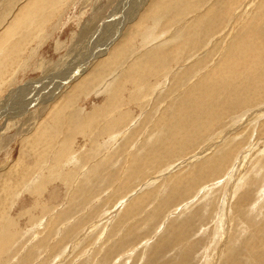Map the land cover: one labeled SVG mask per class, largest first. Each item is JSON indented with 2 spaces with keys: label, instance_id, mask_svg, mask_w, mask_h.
<instances>
[{
  "label": "rangeland",
  "instance_id": "374dc122",
  "mask_svg": "<svg viewBox=\"0 0 264 264\" xmlns=\"http://www.w3.org/2000/svg\"><path fill=\"white\" fill-rule=\"evenodd\" d=\"M149 1L50 0L0 41V103L11 91L21 92L16 101L33 95L23 114H0V185L11 186L0 189V264H264V0L158 9L130 29L133 48L113 70L63 102L55 121L57 101ZM24 3L0 0V33ZM212 7L223 9L217 26L193 30ZM138 57L144 67L133 65L135 79L121 86ZM55 74L61 83L51 84Z\"/></svg>",
  "mask_w": 264,
  "mask_h": 264
},
{
  "label": "bare ground",
  "instance_id": "6f19581e",
  "mask_svg": "<svg viewBox=\"0 0 264 264\" xmlns=\"http://www.w3.org/2000/svg\"><path fill=\"white\" fill-rule=\"evenodd\" d=\"M47 1H50V0H24V4L21 6V9H20V12H19V15H18V17H16V18H14V20H13V23H11L9 26H7V27H5L4 29V31H2L1 33H0V41H4L5 39H7V40H9V39H11V36L13 35L12 33H14L15 31H17V29L20 31V29L23 27V25H24V23H25V19L26 18H28L29 17V15H36V16H41V14H44V12L46 11V9H47ZM176 1L181 5V6H184V5H186V4H188V3H190V1H193V0H150L149 1V4H147V6H146V8L143 10V12L141 13V14H139V16H138V18H137V20H134V22H130V24H129V26L126 28V29H129L128 30V32L127 33H125L127 30H125L124 29V31L122 32V37H121V39L120 40H117V43L111 48V50L107 53V55H106V57H104V58H102V59H97L96 61H95V63H94V65L92 66V68H90V70H89V72H87L86 73V77H85V75L80 79V80H78V81H76V82H74L76 85L75 86H72V87H70L69 88V93H68V97H63V99L61 100V99H59V101H57V104H55L54 106H55V108H54V110H52V111H54L53 113L55 114V121L57 122V124H58V126L59 125H61V123H62V119L60 118V113L59 112H61V110H60V108H61V105H62V103L63 102H65L66 100H69L70 99V97L71 98H73L72 96H74V95H77V93H78V91H80V90H82L84 87L86 88L87 87V85L88 84H93L98 78V76L100 77V75H102V74H107L108 73V71H110L118 62H120L119 60H120V57L125 53V51H127L130 47H132V46H129L130 45V41H131V38H132V33L133 32H131L130 31V29H138L141 25H142V23L144 22V20L147 18V17H149L152 13H154L155 11H157L158 9H161V8H168V7H171V6H173L174 4H176ZM202 1V0H201ZM203 1H205V0H203ZM255 1V0H254ZM257 1V0H256ZM250 2V1H249ZM15 3V2H14ZM251 3V2H250ZM13 4V3H12ZM203 4V3H202ZM208 4V3H207ZM212 4H213V2H212ZM211 4V5H212ZM15 5V4H14ZM211 5H209V7L211 6ZM262 5V4H261ZM13 6V5H12ZM135 6V5H134ZM198 6V5H197ZM249 6V5H248ZM177 7V6H176ZM179 7V6H178ZM177 7V8H178ZM192 7H195V5L194 6H192ZM205 7V6H204ZM207 7V6H206ZM221 7V6H220ZM173 8H175V7H173ZM177 8L176 9H173V10H177ZM6 9V8H5ZM12 9V8H11ZM135 9V8H134ZM212 9H213V11L212 10H210L209 12L207 11V9H206V11L208 12V13H206V14H204V16H202L199 20L197 19L196 20V23L193 25V27L192 26H190V28L192 27V29L193 30H197V29H199V28H203V29H213V28H215L214 26H217V24L219 23V20H216L217 18H215L216 16H219V15H221V17H222V14L223 13H221V10H223V9H220L219 7H216L215 9L212 7ZM233 9V8H232ZM136 10V9H135ZM187 10V9H186ZM202 10V9H201ZM8 11V10H7ZM132 11H134V10H132ZM132 11L130 12V13H132ZM137 11V10H136ZM135 11V12H136ZM139 11V10H138ZM161 11V10H160ZM181 11H183V10H181ZM180 11V12H181ZM6 12V11H5ZM134 12V13H135ZM141 12V11H140ZM172 12V11H171ZM202 12H204V9H203V11ZM129 13V14H130ZM134 13H132V14H134ZM138 13V12H137ZM163 13V12H162ZM197 15H198V13H196ZM200 14V13H199ZM3 15V14H2ZM178 15V14H177ZM215 15V16H214ZM200 15H198V17H199ZM35 17V16H34ZM36 18V17H35ZM134 18V17H133ZM247 18V17H246ZM1 19V18H0ZM10 19V18H9ZM190 19H191V16H190ZM36 21H38V20H36ZM211 21H213V22H211ZM222 21V20H221ZM240 21V20H239ZM260 21V20H259ZM264 21V20H263ZM34 22V21H33ZM33 22H31V23H33ZM194 22V21H193ZM211 22V23H210ZM2 23V22H1ZM0 23V24H1ZM221 24H222V22H221ZM220 24V25H221ZM29 26V25H28ZM33 26H34V23H33ZM108 26V25H107ZM122 26V25H121ZM206 26H208L207 28H206ZM211 26V27H210ZM0 27H1V25H0ZM25 27H26V25H25ZM205 27V28H204ZM30 28V27H29ZM35 28V27H34ZM26 29V28H25ZM102 29H104V28H102ZM189 29V28H188ZM2 29H0V31H1ZM232 30H234V29H232ZM231 30V31H232ZM107 31V30H106ZM117 31V30H116ZM122 31V30H121ZM173 31V30H172ZM210 31V30H209ZM208 31V32H209ZM240 31V30H239ZM245 31V30H244ZM243 31V32H244ZM247 31V30H246ZM120 32V31H119ZM145 32V31H144ZM171 32V31H170ZM197 32V31H196ZM242 32V33H243ZM125 33V34H124ZM146 33V32H145ZM145 33H143V35L145 34ZM241 33V32H240ZM117 34V33H116ZM115 34V35H116ZM163 34V33H162ZM168 34H170V33H168ZM197 34V33H196ZM118 35V34H117ZM116 35V36H117ZM134 35V34H133ZM116 36H114V38L116 37ZM13 37V36H12ZM134 37V36H133ZM114 38L112 37V39L114 40ZM180 38V37H179ZM251 38V37H250ZM257 38H258V36H257ZM112 39H109L108 41H107V43H106V45L105 46H103V48H99L101 51L100 52H102V50H105L107 47L106 46H108V44H110V41L112 40ZM149 39V38H148ZM215 39V38H214ZM20 40H22V42H23V39H20ZM19 40V41H20ZM112 40V41H113ZM151 40V39H150ZM246 40H247V38H246ZM111 41V42H112ZM133 41V40H132ZM142 41V40H141ZM250 41H252V40H250ZM11 42V41H10ZM116 42V41H115ZM115 42H113L112 44H114ZM162 42V41H161ZM173 42V41H172ZM175 42V41H174ZM20 43V42H19ZM93 43V42H92ZM150 43V42H149ZM158 43V42H157ZM249 43V42H248ZM162 44V43H161ZM242 44V43H241ZM16 45V44H15ZM232 45V44H231ZM247 45V44H246ZM1 46V45H0ZM238 46H240V45H238ZM264 46V45H263ZM13 47V46H12ZM110 47V46H109ZM129 47V48H128ZM187 47V46H186ZM250 47H251V45H250ZM249 47V48H250ZM259 47V46H258ZM133 48V47H132ZM236 48V47H235ZM242 48V47H241ZM23 49V48H22ZM131 49V48H130ZM191 50V49H190ZM239 50V49H238ZM237 50V51H238ZM256 50V49H255ZM260 50V49H259ZM7 51V50H6ZM98 52V51H97ZM97 52H95V55L94 56H96V55H98L97 54ZM154 52V51H153ZM214 52V51H213ZM154 53H156V52H154ZM175 53V52H174ZM256 53H257V51H256ZM15 54V53H14ZM241 54V53H240ZM129 55V54H128ZM139 55V54H138ZM142 55V54H141ZM8 56H9V54H8ZM93 56V57H94ZM155 57H153V58H156V59H154L153 60V63H161V62H163V61H159V60H161L163 57H161V58H159L157 55H154ZM180 56V55H179ZM225 56V55H224ZM1 57V56H0ZM5 57V56H4ZM3 57V58H4ZM92 57V56H91ZM123 57H124V55H123ZM231 57V56H230ZM100 58V57H99ZM134 58H135V56H134ZM141 57H138V58H136L134 61H133V63L131 64V66H130V68H127L126 70L124 69L123 70V72L120 74V82H119V84L122 86L123 84H124V82H126V81H130L131 82V79H135L134 78V75H136L135 73L139 70V69H141V68H143L144 67V63H142L144 60H142V58L140 59ZM227 58H228V56H227ZM242 58V57H241ZM247 58V57H246ZM249 58H251V57H249ZM264 58V57H263ZM262 58V59H263ZM182 59V58H181ZM180 59V60H181ZM5 60V59H4ZM10 60V59H9ZM132 60H133V58H132ZM225 60V59H224ZM237 60V59H236ZM243 60V59H242ZM248 60V59H247ZM131 61V60H130ZM228 62H229V60H227ZM251 61V60H250ZM264 61V60H263ZM262 61V62H263ZM235 62V61H234ZM247 63H248V61H246ZM8 63V62H7ZM60 63V62H59ZM85 63V62H84ZM225 63V62H224ZM229 63H231V62H229ZM240 63V62H239ZM175 64V63H174ZM217 64V63H216ZM244 64V63H243ZM260 64V63H259ZM84 65H86V64H84ZM133 65H134V68H136V72H135V70L134 69H131L132 67H133ZM135 65H139L138 67L136 66L135 67ZM226 65H228L229 66V64H225V66ZM262 65V64H261ZM125 66V65H124ZM148 66V65H147ZM147 66H146V68H147ZM224 66V67H225ZM247 66V65H246ZM245 65H244V67H246ZM250 66V65H249ZM1 67V66H0ZM6 67V66H5ZM76 67V66H75ZM128 67V66H127ZM230 67V66H229ZM6 68H8V67H6ZM55 68H57V66H55L54 68H53V70L55 69ZM79 68H82V67H79ZM153 66H151V67H148V69H151V71H150V73H152L153 72ZM1 69V68H0ZM116 69V68H115ZM52 70V69H51ZM57 70V69H56ZM56 70H54V71H56ZM59 70V69H58ZM75 70V69H74ZM73 70V71H74ZM80 70V69H79ZM84 70V68L82 69V70H80V71H83ZM113 70V69H112ZM73 71H71V69H69L68 70V72H65L66 74H68V76H69V73L71 72V73H73ZM174 72H175V70H174ZM7 73V72H6ZM59 73V72H58ZM64 73V74H65ZM70 73V74H71ZM75 73V72H74ZM115 73H116V71H115ZM118 73V72H117ZM116 73V74H117ZM119 73H120V70H119ZM119 73L117 74V76L115 75V74H112V76L113 75H115L114 77H117V78H115V80L117 79L118 80V75H119ZM148 73V72H147ZM253 73V72H252ZM48 74V73H47ZM57 74V73H56ZM56 74H55V76H53V75H51V76H53V79H52V82H51V84L52 83H56V84H58V83H61L62 82V80L64 79L63 78V76H65L64 74L61 76V74H59V76H56ZM110 74V75H111ZM166 74V73H165ZM200 74V73H199ZM251 74V73H250ZM45 75V74H44ZM148 76H149V74H148ZM168 76V75H167ZM224 76V75H223ZM254 76V75H253ZM257 76V75H256ZM150 77V76H149ZM228 78H229V76H227ZM244 77V76H243ZM242 77V78H243ZM97 78V79H96ZM110 78V77H109ZM169 78V77H168ZM198 78V77H197ZM228 78H226V79H228ZM96 79V80H95ZM112 79V78H111ZM142 78H140L139 80H141ZM145 79V78H144ZM85 80V81H84ZM101 80V79H100ZM113 80V79H112ZM65 81V80H64ZM82 81H83V83H82ZM107 81V80H106ZM106 81H105V83H106ZM193 81H195V77H194V80ZM46 82V81H45ZM49 82L50 81H47L46 82V84L48 83V85L47 86H49ZM81 82V83H80ZM85 82V83H84ZM113 82H115V81H113ZM121 82H122V84H121ZM192 82V81H191ZM196 82V81H195ZM73 83V84H74ZM104 83V82H103ZM111 83V81L109 82V84ZM37 84V83H36ZM98 84V82H96V85ZM118 84V85H119ZM131 84V83H130ZM169 84V83H168ZM233 84H234V82H233ZM232 84V85H233ZM248 84V83H247ZM95 85V86H96ZM103 85H106V84H103ZM102 85V86H103ZM115 85V84H114ZM116 86L117 88H114L115 90V93H117V95L119 96L120 95V93H122L123 92V90H122V88H124V87H122L121 88V86L119 85V86ZM126 85V84H125ZM128 85V84H127ZM27 86V85H26ZM51 86H53V85H51ZM60 86V85H59ZM71 86V85H70ZM91 86V85H90ZM99 86H100V83H99ZM107 86H108V84H107ZM133 86H134V84H133ZM132 86V87H133ZM56 87V86H55ZM55 87H50L47 91H54L55 90ZM111 87L112 86H109L108 87V90H110L111 89ZM6 88V87H5ZM47 88V87H46ZM84 88V89H85ZM110 88V89H109ZM125 88H127V87H125ZM21 89V88H20ZM68 89V88H67ZM83 89V90H84ZM87 89V88H86ZM113 89V88H112ZM111 89V90H112ZM1 90H2V88H1ZM13 90V89H12ZM22 90H23V88H22ZM44 91V90H43ZM140 91H142V90H140ZM1 92H3V90L1 91ZM12 92V93H11ZM11 92H9V96H8V98H7V95H6V99H5V102L3 101L2 103H0V107L1 108H3L1 111H0V114H4V115H6V117L8 116H10L11 114H13V115H11V116H14L15 114H23L24 113V111H26V110H28L27 108H29L28 106H29V102L31 101V98H32V94L31 95H29L28 96V98H27V95L26 94H24L23 93V100H21V97L18 99V101H16V100H11L13 97V95L14 94H16V95H19L21 92H18V91H16V92H14L13 93V91H11ZM25 92V91H24ZM64 92V91H63ZM214 92V91H213ZM224 92V91H223ZM11 93V94H10ZM45 93V92H44ZM82 93V92H81ZM251 93V92H250ZM1 94V93H0ZM4 94H6V93H4ZM3 94V95H4ZM62 94V93H61ZM108 94H110V93H108ZM114 94V93H113ZM123 94V93H122ZM226 94V93H225ZM107 95V94H106ZM115 95V94H114ZM117 96V97H118ZM205 97V96H204ZM229 97V96H228ZM1 98V97H0ZM3 98V97H2ZM50 98V97H49ZM59 98V97H58ZM111 98V97H110ZM107 99V98H106ZM105 99V100H106ZM108 99H109V97H108ZM112 99H114L113 97H112ZM111 99V100H112ZM116 99V98H115ZM151 99V98H150ZM61 100V101H60ZM110 100V99H109ZM147 100V99H146ZM153 99H151V101H152ZM233 100V99H232ZM15 101H16V103H15ZM56 101V100H55ZM55 101H53V103L55 102ZM120 101V100H119ZM117 102H118V99H117ZM221 102V101H220ZM106 103V102H105ZM104 103V104H105ZM232 103V102H231ZM112 104V103H111ZM68 105V104H67ZM139 105H140V103H139ZM221 105V104H220ZM225 105V104H224ZM102 106H104L103 104L101 105V107ZM146 106V105H145ZM201 106V105H200ZM228 106V105H227ZM176 107V106H175ZM95 108V107H94ZM100 109V108H99ZM103 109V108H102ZM97 110V109H96ZM69 111V110H68ZM106 111V110H105ZM108 111H109V109H108ZM110 111H111V109H110ZM109 111V112H110ZM14 112H15V114H14ZM116 113V112H115ZM212 113V112H211ZM210 113V114H211ZM84 114V113H83ZM111 114V113H110ZM85 115V114H84ZM16 116V115H15ZM107 116V115H106ZM114 116V115H113ZM213 116V115H212ZM7 117V118H8ZM35 117V116H34ZM42 116H40V118H41ZM47 118H49L48 116H46ZM45 117V118H46ZM67 117V116H66ZM83 117V116H82ZM204 117V116H203ZM39 118V117H38ZM39 118V119H40ZM70 118H73L72 119V122L75 120V118L72 116V117H70ZM215 118V120H216V117H214ZM30 119H32V118H30ZM43 119V118H42ZM51 119H52V116H51ZM174 119V118H173ZM192 119V118H191ZM196 119H198V118H196ZM33 120V119H32ZM49 121H50V118L48 119ZM108 120V119H107ZM212 120V119H211ZM9 121V120H8ZM31 121V120H30ZM43 120H41L40 121V123L42 122ZM103 121V120H102ZM33 122V121H32ZM38 123V122H37ZM43 123V122H42ZM42 123H41V125H42ZM88 123V122H87ZM169 123V122H168ZM30 124H33V123H30ZM170 124V123H169ZM36 125H38V124H36ZM30 126H32V125H30ZM41 127V126H40ZM97 127V126H96ZM124 127V126H123ZM110 128V127H109ZM32 129V128H31ZM36 129V128H35ZM50 129V128H49ZM83 129H85V128H83ZM27 130H29L28 128H27ZM26 130V131H27ZM40 130L41 129H39L38 130V133L40 132ZM80 130V129H79ZM112 131V130H111ZM100 132V131H99ZM169 132V131H168ZM95 133V132H94ZM172 133V132H171ZM37 134V133H36ZM170 134V133H169ZM35 135V134H34ZM33 135V136H34ZM92 135V134H91ZM111 135V134H110ZM31 136V135H30ZM38 136H39V138H40V141H41V143L43 144V147L46 149V141H49V139H50V137L48 136V132L44 129V130H42L39 134H38ZM118 136V135H117ZM120 136H122V135H120ZM124 136V135H123ZM170 136V135H169ZM63 137V136H62ZM83 137V136H82ZM114 137V136H113ZM171 137V136H170ZM30 138V137H29ZM38 138V139H39ZM84 138V137H83ZM109 138V137H108ZM112 138V137H111ZM116 138V137H115ZM115 140V139H114ZM31 141H33V140H31ZM108 141H110V139H108ZM107 141V142H108ZM118 141V140H117ZM88 142H89V140H88ZM115 142H116V140H115ZM31 143H33V142H31ZM40 143V142H39ZM56 143V142H55ZM99 143V142H98ZM103 144H104V142H103ZM167 144V143H166ZM23 145H25V144H23ZM57 145V144H56ZM99 145V144H98ZM161 145V144H160ZM159 145V146H160ZM171 146V145H170ZM56 147H58V146H56ZM102 147V146H101ZM161 147V146H160ZM40 148V147H39ZM73 148H75V147H73ZM97 149H98V147H97ZM167 149V148H166ZM30 150V149H29ZM33 150H34V148H33ZM55 150V149H54ZM60 150V149H59ZM35 151V150H34ZM97 151V150H96ZM95 151V152H96ZM157 151H158V149H157ZM205 151V150H204ZM27 152V151H26ZM25 152V153H26ZM47 152H49L48 150H47ZM60 152V151H59ZM21 153V152H20ZM28 153V152H27ZM26 153V154H27ZM42 153V152H41ZM69 153V152H68ZM29 154H30V152H29ZM32 154V153H31ZM30 154V155H31ZM39 154V153H38ZM74 154V153H73ZM24 155V154H23ZM53 155V154H52ZM25 156H28V155H25ZM33 156V155H32ZM43 156V155H42ZM66 156V155H65ZM68 156V155H67ZM75 156V155H74ZM74 156H73V158H74ZM20 157H22V155L20 154ZM29 157V156H28ZM37 157V156H36ZM40 157V156H39ZM64 157V156H63ZM68 157H70V156H68ZM76 157V156H75ZM143 157V156H142ZM19 158V157H18ZM50 158H52V157H50ZM67 158V157H66ZM79 158H81V157H79ZM65 159V158H64ZM20 160V159H19ZM24 160H25V158H24ZM59 160V159H58ZM63 160V159H62ZM75 161H76V159H74ZM73 160V161H74ZM81 159H79V161H80ZM45 161V160H44ZM61 161V160H60ZM65 161H68V160H65ZM72 161V160H71ZM16 162V161H15ZM14 162V163H15ZM64 162V161H63ZM69 162H70V160H69ZM68 162V163H69ZM110 162V161H109ZM14 163H13V165H14ZM46 163V162H45ZM49 163H50V161H49ZM59 161H57V165H59ZM15 164H17V162L15 163ZM60 164H62V165H65V164H63V163H60ZM103 164V163H102ZM235 164V163H234ZM34 165V164H33ZM41 165H43V164H41ZM45 165V164H44ZM107 165V164H106ZM138 165H140V164H138ZM11 167V166H10ZM14 167V166H13ZM48 167V166H47ZM46 167V168H47ZM54 167V166H53ZM102 167V166H101ZM139 167V166H138ZM16 168H17V165H16ZM35 168V167H34ZM46 168H44L45 170H46ZM55 168H56V166H55ZM54 168V169H55ZM44 169H43V171H44ZM50 169V168H49ZM53 169V170H54ZM98 169V168H97ZM8 170V169H7ZM36 170V169H35ZM6 171V170H5ZM42 171V170H41ZM50 171V170H49ZM56 171V170H55ZM83 171H84V169H83ZM18 176H23L24 175V173L26 172V170H25V168L22 166V167H20L19 169H16L15 171H14ZM52 172V171H51ZM11 173H12V171H11ZM38 173V172H37ZM45 173V172H44ZM65 173V172H64ZM5 174H6V172H5ZM4 174V175H5ZM26 174H28V173H26ZM25 174V175H26ZM43 174V173H42ZM41 174V175H42ZM51 174V173H50ZM50 174L48 175V176H46V178L48 177L49 178V176H50ZM55 173H53L52 172V174L51 175H54ZM60 174H62V173H60ZM66 174V173H65ZM12 175V174H11ZM24 175V176H25ZM67 175V174H66ZM6 176H8V175H6ZM12 176H16V175H12ZM17 176V177H18ZM38 177L39 178H41L39 175H38ZM1 179V178H0ZM5 179V178H4ZM17 179V178H16ZM45 179V178H44ZM51 179H53V177L51 178ZM5 180H7V177H6V179ZM42 180V179H41ZM48 180V179H47ZM11 181H12V179H11ZM14 181V180H13ZM18 181V180H17ZM21 181V180H20ZM49 181V180H48ZM3 182V181H2ZM10 182V181H9ZM31 182V181H30ZM36 182H38V181H36ZM42 182V181H41ZM12 184H13V187L14 186H18L15 182H11ZM32 183V182H31ZM9 184V183H8ZM37 184V183H36ZM48 184V183H47ZM1 193L6 189V191H8L9 189H11V186L10 185H7V187L5 186V183H1ZM31 186V185H30ZM40 190V189H39ZM38 191V190H37ZM20 192V191H19ZM7 193V192H6ZM5 194V193H4ZM8 194V193H7ZM20 194V193H19ZM37 196H38V194H37ZM40 196V195H39ZM39 198V197H38ZM37 198V199H38ZM0 199H2V197L0 198ZM8 199V198H7ZM3 200H4V198H3ZM39 201V200H38ZM4 202V201H3ZM7 202H5V205H8V204H6ZM37 203H39V202H37ZM41 203V202H40ZM39 203V204H40ZM2 204V203H1ZM0 204V205H1ZM4 205V204H3ZM2 206V205H1ZM5 207V206H4Z\"/></svg>",
  "mask_w": 264,
  "mask_h": 264
}]
</instances>
